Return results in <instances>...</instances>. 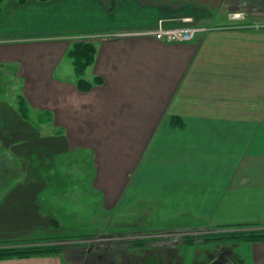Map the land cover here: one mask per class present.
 Instances as JSON below:
<instances>
[{
    "label": "crops",
    "instance_id": "crops-1",
    "mask_svg": "<svg viewBox=\"0 0 264 264\" xmlns=\"http://www.w3.org/2000/svg\"><path fill=\"white\" fill-rule=\"evenodd\" d=\"M202 6L0 3V72L20 81L30 114L27 120L0 98V242L21 245L35 239L29 234L59 231L51 194L65 179L58 159L74 154L90 160L91 187L106 212L150 210L161 222L186 216L197 227H264V22H202ZM159 20L206 29L186 42L143 34ZM85 34L100 35L85 77L101 83L80 91L75 74L56 70ZM35 114L51 129L36 127ZM171 117L183 126L173 127ZM250 253V264H264V241L253 242ZM61 257L0 264H73Z\"/></svg>",
    "mask_w": 264,
    "mask_h": 264
},
{
    "label": "rangeland",
    "instance_id": "rangeland-1",
    "mask_svg": "<svg viewBox=\"0 0 264 264\" xmlns=\"http://www.w3.org/2000/svg\"><path fill=\"white\" fill-rule=\"evenodd\" d=\"M188 1L194 5H203L202 13L206 16L202 22L236 24L258 19L264 22V0H261V2L259 0ZM240 2L244 3L240 4ZM193 9L195 10V6ZM234 14H238V16L234 17ZM56 75L74 77L73 66L68 57L64 58L56 70ZM18 94H21L20 81L15 80L14 76L0 72V98L15 105ZM42 120H46V117L43 115L36 116L35 114L31 122L37 127ZM46 124L39 127H42L43 130L51 129ZM44 133L49 134V132ZM5 160L6 158H4ZM10 162H13L12 157ZM58 163L59 168L64 170L65 179L59 189L52 192L51 200L60 222L59 231H55L57 232L55 235L61 234L70 238L62 241L67 246L60 254L64 261L83 264L84 257L87 258L91 249L90 252L93 254H103L110 259L113 257V264L122 263L118 256L121 252L134 255L132 260L136 259L139 262L145 249L150 252L158 251L159 253V250L170 248L173 252V250L181 247L184 264H191L195 249L198 256H202L205 249L208 248L206 247L207 241H219L222 239L218 238L219 235L227 232V228L216 229V226L215 228H213L214 226L197 227L190 223L186 216H182L179 220L161 222L156 216L150 215V210L130 209L119 212H106L102 209L100 194L91 187L92 166L87 156L74 154L69 157H60ZM261 226L259 225V227ZM259 227L253 228L258 229ZM237 229L243 230L244 228ZM237 229L229 230L236 231ZM47 234L42 231L38 234H29L27 238L32 236L35 239L28 241L40 240L43 241L40 243L44 244L46 238L41 236ZM53 242L56 244L61 243L59 241ZM189 242L191 244H188ZM28 243L26 245H32V243ZM252 243H235L233 248L235 253L244 257L247 264H250ZM5 245L18 246V243L0 242V247ZM150 259V257L147 258L144 264L153 263ZM173 261L172 258L168 263L175 264ZM163 262H166V260H163ZM178 262L176 264H179Z\"/></svg>",
    "mask_w": 264,
    "mask_h": 264
},
{
    "label": "trees",
    "instance_id": "trees-1",
    "mask_svg": "<svg viewBox=\"0 0 264 264\" xmlns=\"http://www.w3.org/2000/svg\"><path fill=\"white\" fill-rule=\"evenodd\" d=\"M4 0H0V3ZM20 4L26 2V0H15ZM46 1V0H39ZM226 1V0H224ZM240 1V0H239ZM244 3V2H240ZM1 9V8H0ZM96 54V45L94 41L88 40H73L68 50L66 51V57L71 60L74 74H75V85L80 91H89L95 84L101 83V79L97 76L93 77L92 80H88L85 77L86 69L91 66L94 62ZM16 109L18 113L26 118L27 120L30 118L29 107L25 102L22 94H18L16 100ZM170 123L173 127H181L183 126V122L178 117H171ZM57 221H54V225ZM217 228H227V229H237L244 228L243 230L237 229L226 230L225 234H220L218 238H222L226 241L231 242H256V241H264V228L259 227L258 224L255 223H228V224H217L213 225ZM253 227H259L258 229ZM45 243L41 244L43 241H26V243L15 246L8 245L4 247H0V261L13 259V258H29V257H38V256H55L60 255L67 248L65 244L62 243L64 240H68L65 235H52L44 237ZM31 240V239H30ZM61 242L59 244L54 243ZM186 241V240H185ZM28 242L32 243V245ZM34 242V244H33ZM36 243V244H35ZM188 244H191L189 242Z\"/></svg>",
    "mask_w": 264,
    "mask_h": 264
},
{
    "label": "flooded vegetation",
    "instance_id": "flooded-vegetation-1",
    "mask_svg": "<svg viewBox=\"0 0 264 264\" xmlns=\"http://www.w3.org/2000/svg\"><path fill=\"white\" fill-rule=\"evenodd\" d=\"M259 2H261V0H259ZM98 37H100V35L85 34V35L77 36L74 40L78 39V40L94 41ZM216 229H221V228H216ZM235 243L236 242L226 241L223 239H220L219 241L216 242L207 241L206 247L208 248L205 249L202 256H198L196 252L197 250L195 249L194 252L195 255L191 261V264H247L244 257L238 255L233 250ZM178 249L173 250V252H171L170 248L163 249L161 251L159 250V253L158 251L150 252L147 249H145L144 255L141 258V260H139V262H137L136 259L132 260L134 255L125 254V252H121L118 256L120 260H122L121 264H126V263L135 264V262H137L136 264H144L146 262V259L149 257L151 258L150 260L153 261V263L149 262L150 264H169L170 263L169 261L172 258L174 260L173 263L176 264L179 261L178 262L179 264H184V258H183L184 255L181 254V250H180L181 247H179ZM90 251L89 254L87 255V258L86 256L84 257L83 264H113L114 263L113 257L112 259H110L109 257H106L103 254H96V253L93 254ZM163 260H166V262H163Z\"/></svg>",
    "mask_w": 264,
    "mask_h": 264
},
{
    "label": "built area",
    "instance_id": "built-area-1",
    "mask_svg": "<svg viewBox=\"0 0 264 264\" xmlns=\"http://www.w3.org/2000/svg\"><path fill=\"white\" fill-rule=\"evenodd\" d=\"M233 16H235V14ZM205 29V27L196 24L168 27L164 25L163 20H159L155 28L143 34L152 35L157 39L167 42H186L192 40L198 33Z\"/></svg>",
    "mask_w": 264,
    "mask_h": 264
},
{
    "label": "bare ground",
    "instance_id": "bare-ground-1",
    "mask_svg": "<svg viewBox=\"0 0 264 264\" xmlns=\"http://www.w3.org/2000/svg\"><path fill=\"white\" fill-rule=\"evenodd\" d=\"M235 16H238V14H235Z\"/></svg>",
    "mask_w": 264,
    "mask_h": 264
}]
</instances>
